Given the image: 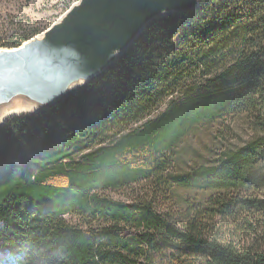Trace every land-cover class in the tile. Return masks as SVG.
Returning a JSON list of instances; mask_svg holds the SVG:
<instances>
[{
    "label": "trees",
    "instance_id": "obj_1",
    "mask_svg": "<svg viewBox=\"0 0 264 264\" xmlns=\"http://www.w3.org/2000/svg\"><path fill=\"white\" fill-rule=\"evenodd\" d=\"M236 120L251 126L245 146L176 171L182 143ZM175 188L200 197L176 217L159 213ZM0 254L11 264H264V0H208L158 20L85 89L6 122Z\"/></svg>",
    "mask_w": 264,
    "mask_h": 264
},
{
    "label": "water",
    "instance_id": "obj_2",
    "mask_svg": "<svg viewBox=\"0 0 264 264\" xmlns=\"http://www.w3.org/2000/svg\"><path fill=\"white\" fill-rule=\"evenodd\" d=\"M204 1L80 0L21 47L0 49V129L9 120L44 113L85 89L151 24L195 11Z\"/></svg>",
    "mask_w": 264,
    "mask_h": 264
},
{
    "label": "rangeland",
    "instance_id": "obj_3",
    "mask_svg": "<svg viewBox=\"0 0 264 264\" xmlns=\"http://www.w3.org/2000/svg\"><path fill=\"white\" fill-rule=\"evenodd\" d=\"M79 2L80 0H0V42L7 45L17 41L24 43L25 39L29 40L50 29L70 8ZM251 137V126L239 120L221 126H202L191 140L182 143V149L178 151L175 158L176 171L185 174L192 171L193 168L208 164V160L213 158L211 150H214L216 154L234 150L245 146ZM251 174L254 175V172L252 171ZM255 174L259 173L255 172ZM107 195L114 200H129L127 197L115 193ZM196 197L199 198L200 195H195L190 190L175 188L171 197L157 199V211L162 214H176V217L177 212L182 210L185 201ZM67 218L68 220L72 219L71 217ZM11 262L14 263L15 259H8L0 254V264H11Z\"/></svg>",
    "mask_w": 264,
    "mask_h": 264
},
{
    "label": "bare ground",
    "instance_id": "obj_4",
    "mask_svg": "<svg viewBox=\"0 0 264 264\" xmlns=\"http://www.w3.org/2000/svg\"><path fill=\"white\" fill-rule=\"evenodd\" d=\"M140 36H141V35H140ZM22 114H23V113H22ZM9 116L11 117L12 115L9 114ZM2 122H3V120H0V125L4 124V123H2ZM5 125H6V123H5ZM5 125H4V126H5Z\"/></svg>",
    "mask_w": 264,
    "mask_h": 264
}]
</instances>
